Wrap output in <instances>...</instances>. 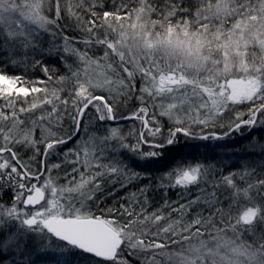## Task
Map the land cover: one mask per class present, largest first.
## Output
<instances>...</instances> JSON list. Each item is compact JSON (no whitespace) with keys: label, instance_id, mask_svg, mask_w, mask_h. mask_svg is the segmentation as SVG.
<instances>
[{"label":"snow or ice","instance_id":"obj_1","mask_svg":"<svg viewBox=\"0 0 264 264\" xmlns=\"http://www.w3.org/2000/svg\"><path fill=\"white\" fill-rule=\"evenodd\" d=\"M0 53V264H264V172L141 163L242 129L264 154V0H0Z\"/></svg>","mask_w":264,"mask_h":264},{"label":"trees","instance_id":"obj_2","mask_svg":"<svg viewBox=\"0 0 264 264\" xmlns=\"http://www.w3.org/2000/svg\"><path fill=\"white\" fill-rule=\"evenodd\" d=\"M47 40V37H45ZM99 54V53H98ZM3 55V53H0ZM42 58L45 63L50 66H54L61 73L65 72L66 69L59 62L56 56H47V57H38ZM69 63H72V60L69 59ZM11 71H19V69H12ZM30 75H38L43 76V74L36 69L35 72H30ZM136 107V101L133 99L127 106L126 109H122L123 111H128L132 108ZM133 121H121V124L127 128L131 126ZM87 125V121L82 122V128ZM65 128L69 131L71 130L69 121L65 120L64 124ZM256 138L264 143V131L262 130H254ZM241 132L243 134L233 133L231 138H227L224 140H181L180 145L175 148L169 149L165 152L164 156L159 158L158 160H154L151 162H141L147 164V171L151 175V182L153 185H156L158 177L168 171L174 164L175 161L181 159L187 160H200L205 162H213L218 167L225 166L224 171L227 172L231 169L237 168L244 162H248L251 165L256 166L258 172H264V154L251 153L247 151V147L252 143V133L247 132L242 129ZM39 134V133H37ZM79 136H83V131L78 134ZM73 144L70 142L68 145L64 147H72ZM57 159L53 157V160ZM135 167V165H133ZM138 171H144V169L137 168ZM148 183V180H141L137 185H129L128 188L119 190L115 192L114 195H106L103 197L102 206H119L120 203H124L125 200L122 197H126L129 192L136 191L137 186ZM196 188L193 187L191 189L190 194H186L187 198H194L196 195ZM150 200L152 202V208L159 207L164 203V200L167 199L169 201H176L181 198V192L179 189H169L166 192L162 189L156 188L152 192L149 193ZM7 199V197H5ZM151 210V209H150ZM207 214V212H205ZM175 215V214H173Z\"/></svg>","mask_w":264,"mask_h":264},{"label":"rangeland","instance_id":"obj_3","mask_svg":"<svg viewBox=\"0 0 264 264\" xmlns=\"http://www.w3.org/2000/svg\"><path fill=\"white\" fill-rule=\"evenodd\" d=\"M62 182V181H61Z\"/></svg>","mask_w":264,"mask_h":264}]
</instances>
